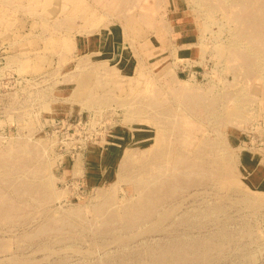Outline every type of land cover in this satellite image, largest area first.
Segmentation results:
<instances>
[{
	"label": "rangeland",
	"instance_id": "obj_1",
	"mask_svg": "<svg viewBox=\"0 0 264 264\" xmlns=\"http://www.w3.org/2000/svg\"><path fill=\"white\" fill-rule=\"evenodd\" d=\"M0 264H264V0H0Z\"/></svg>",
	"mask_w": 264,
	"mask_h": 264
}]
</instances>
